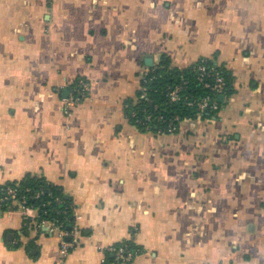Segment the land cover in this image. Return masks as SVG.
Here are the masks:
<instances>
[{"label":"crops","instance_id":"crops-1","mask_svg":"<svg viewBox=\"0 0 264 264\" xmlns=\"http://www.w3.org/2000/svg\"><path fill=\"white\" fill-rule=\"evenodd\" d=\"M163 56L232 73L216 117L131 123ZM28 175L64 188L79 237L62 257L34 212L0 207V264H104L131 240L120 264H264V0H0V187Z\"/></svg>","mask_w":264,"mask_h":264},{"label":"trees","instance_id":"trees-1","mask_svg":"<svg viewBox=\"0 0 264 264\" xmlns=\"http://www.w3.org/2000/svg\"><path fill=\"white\" fill-rule=\"evenodd\" d=\"M170 64L169 57L163 56L160 65L153 68V72L148 77V84L146 85L148 91L144 93L140 90L135 99L128 101V118L133 125L142 131L169 134L168 123L174 121L178 116L179 121L175 122L177 128L173 131V133H177L182 121L216 117L222 110L225 99L234 93L233 75L223 65L217 63L216 57L201 59L185 69L172 68ZM199 65H204L208 70L219 72L226 80L225 93L222 95L224 100H221L222 96L216 98L220 107L217 115L209 110L201 114L195 105L188 106L186 101L180 103H170L169 101L170 90L182 81L189 82V87L182 91V96L186 97L187 101L198 102L210 94V89L198 81L197 66ZM149 117L150 119H148ZM9 188L15 189L19 198H25L24 202L27 206L38 210L39 219H47L61 225L66 231L73 229L75 206L73 200L66 195L63 187L49 183L44 178L28 175L20 181L1 186L0 191L3 197L7 195L6 189ZM9 206L6 205L4 208H9ZM11 206L14 209L17 208L15 205ZM33 226L35 223L28 220L26 228L31 229ZM114 249L116 252H108L104 264L122 263L116 257V253L120 249H125L126 259L130 258L128 261L137 253L142 252L140 248L135 246L133 240L118 244Z\"/></svg>","mask_w":264,"mask_h":264},{"label":"built area","instance_id":"built-area-1","mask_svg":"<svg viewBox=\"0 0 264 264\" xmlns=\"http://www.w3.org/2000/svg\"><path fill=\"white\" fill-rule=\"evenodd\" d=\"M197 71H198V81L203 83L204 87L210 89V94L206 95L204 98L199 100L198 102L196 101H187L186 97L184 98L182 96V91L187 89L189 87V82L188 81H182L180 84L174 86L169 94V101L170 103H180L183 101H186V104L188 106H196L197 110L202 114L206 112L207 110L211 111L215 115L218 114L220 111L219 103L217 102V97H220L224 95L225 89H226V80L225 78L217 71L214 70H208L207 67L204 65H199L197 66ZM153 72V69L148 71L147 73L143 74V84L141 87L142 92L148 91V87L146 86L148 84V77L149 75ZM88 83L86 81H79L76 84V92L74 91L73 96L70 98L66 99L65 101V109L66 112H68L71 107L75 104L81 101V99L86 97V94L88 92ZM148 100V98H146ZM150 119V117L148 118ZM179 121V117L177 116L174 121H171L168 123V130L170 133H173L175 129L177 128L175 122ZM161 133V132H159ZM163 133V132H162ZM6 196L3 197L1 195L0 191V207H5L7 205H10L9 208H12L11 205L17 206V208L21 209L23 213L28 215V213L34 212L36 214V225L38 227L41 226H47L49 231L51 233H59L61 235V256L66 257L68 255L69 249L73 247L74 243L78 240L79 237V231L74 228L70 232L66 231L65 229L62 228L61 225H57L54 222H51L47 219H39V214L38 210L35 208H32L30 206H27L24 202V199L19 198L17 191L15 189H6ZM26 225L28 224L27 222L25 223ZM71 237L72 241H67L65 238ZM113 251L116 252L115 249ZM125 249H120L116 253L117 260H120L122 262L129 260L130 258L125 257L124 255Z\"/></svg>","mask_w":264,"mask_h":264},{"label":"water","instance_id":"water-1","mask_svg":"<svg viewBox=\"0 0 264 264\" xmlns=\"http://www.w3.org/2000/svg\"><path fill=\"white\" fill-rule=\"evenodd\" d=\"M147 65L150 66V67H153L154 66L153 59H151V58L147 59ZM221 100L222 101L224 100L223 96L221 97Z\"/></svg>","mask_w":264,"mask_h":264},{"label":"rangeland","instance_id":"rangeland-1","mask_svg":"<svg viewBox=\"0 0 264 264\" xmlns=\"http://www.w3.org/2000/svg\"><path fill=\"white\" fill-rule=\"evenodd\" d=\"M166 134V133H165Z\"/></svg>","mask_w":264,"mask_h":264}]
</instances>
